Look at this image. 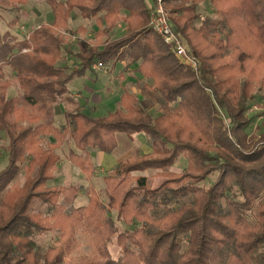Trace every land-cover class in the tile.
<instances>
[{
	"label": "trees",
	"instance_id": "16d2710c",
	"mask_svg": "<svg viewBox=\"0 0 264 264\" xmlns=\"http://www.w3.org/2000/svg\"><path fill=\"white\" fill-rule=\"evenodd\" d=\"M45 1L54 15L51 26L16 43L0 33V79L11 68L23 104L37 111L13 118V105L0 101V133L10 140L8 166L0 173V264H68L80 228L96 237L99 256L77 264H264V123L260 136L247 134L249 104L264 90V0H166L174 30L200 62L198 72L153 31L144 0ZM206 3L217 18L197 26ZM74 9L85 20L96 19L99 39L121 21L128 30L76 54L79 65L68 72L58 66L64 49L58 32ZM122 11L129 16L123 18ZM122 63L125 71L138 65L135 71L145 80L138 85L140 96L126 91L121 108L106 117L68 112L65 126H55L54 105L76 78L98 65L114 69ZM118 134L131 140L144 135L152 152L124 160L104 178L108 206L91 188L89 204L75 208L82 187L48 186L60 161L55 151L68 139L86 155L111 154ZM42 136L55 139L46 150ZM182 157L186 169L173 172ZM69 161L92 177L88 157L71 150ZM23 164V187L4 194ZM149 170L164 178L160 187L134 175ZM214 174L216 181L206 188ZM36 201L48 206L46 217L30 213ZM171 204L178 207L171 210ZM111 211L119 222L140 226L118 230ZM55 231L58 245L41 254L35 236ZM115 237L118 258L109 248Z\"/></svg>",
	"mask_w": 264,
	"mask_h": 264
},
{
	"label": "rangeland",
	"instance_id": "374dc122",
	"mask_svg": "<svg viewBox=\"0 0 264 264\" xmlns=\"http://www.w3.org/2000/svg\"><path fill=\"white\" fill-rule=\"evenodd\" d=\"M67 0H61L66 3ZM148 6L150 15V26H151V14L149 6L154 1L144 0ZM165 2V8L172 21V15L168 6ZM199 19L197 20V26L205 19H215L217 14L214 8L206 3L202 4L198 10ZM104 13L100 15L103 18ZM123 18H127L129 14L125 11L121 12ZM54 22V15L51 6L45 0H27L26 4L17 2H0V33L2 36L9 35L16 42H23L28 40L29 35L35 29L41 27L51 26ZM108 30L107 26L104 27ZM152 28V26H151ZM101 30L96 19L85 20L81 17L80 12L74 9L71 12L68 25L65 28H61L58 35L64 42L63 55L61 60L58 62L59 67H66L68 72L77 68L79 60L76 54L84 53L95 45H102L105 41H116L125 36L128 26L125 21L119 22L115 28L108 31L107 35L102 39L98 38V32ZM187 44V43H186ZM121 67L114 73V69L111 67H103L98 65L94 67V72H88L84 77L89 78V81L85 79L76 78L69 86L70 93L63 99L59 100L54 105V119L55 126L59 129L63 128L66 124L65 114L75 111H83L92 115L95 111L94 118H103L108 111H114L119 105V98L123 92L135 93L138 96L141 95L140 89L137 88L136 81H130L126 83L125 71ZM83 78V77H82ZM9 84V87L5 89V85ZM93 86V87H92ZM136 86V87H135ZM92 87V88H91ZM91 89L87 91V89ZM4 97L5 101L10 102L13 105V118H18L22 113L35 114L37 111L26 107L22 101V90L16 80V74L9 67L4 68V77L0 79V101ZM104 109V110H103ZM157 112V111H156ZM247 117L251 119V124L247 129V134L260 136L261 126L264 123V90L257 93L256 99L249 104V112ZM26 126L27 123H24ZM41 147L48 149L50 143H54L55 139L53 136H42L40 138ZM9 144L10 140L6 133H0V173L3 172L9 162ZM133 149L130 151L131 157L141 156L150 154L152 148L149 146L146 137L139 136L133 139ZM74 150L83 157H86L85 153L79 152L70 139L57 149L55 153L60 157L59 163L53 171V180L48 183V186H77L82 187L83 192L79 194L76 199L74 206L75 208L86 207L89 204V197L87 191L94 189L98 194L100 200L108 206L111 202L107 195L104 178L112 173L114 170H103L99 167H94L91 163L92 177H88L82 169L69 161V153ZM126 156V155H125ZM129 157V158H131ZM128 158V159H129ZM126 160V159H125ZM123 162V161H122ZM26 164L21 165L20 171L17 176L12 179L5 189L6 194L9 190L15 191L23 187L26 181V173L24 167ZM187 167V161L185 158H181L178 163L171 169L173 172L181 174ZM135 176H145L149 179L152 188H158L164 182V178L159 175L158 171L149 170L143 173H135ZM218 174L210 176L203 185L208 188L213 185L216 181ZM161 198L163 195L160 196ZM183 203H188L189 199H184ZM224 207L226 204L224 203ZM259 203L255 205V210L258 208ZM178 205L171 204L168 208L175 209ZM165 209L160 210V217L163 216ZM48 206L41 204L40 202H34L30 213L41 214L43 217L48 215ZM109 216L115 221L116 227L120 231H133L139 224L133 226L125 225L117 220V212L111 211ZM59 233L48 232L38 234L35 236V241L38 247V251L44 254L48 248L56 247L59 243ZM110 251L114 258H118L119 247L117 246L116 237L112 239L109 244ZM99 256V248L97 239L92 234L86 232L80 228L75 234V244L72 251L69 253L67 258L68 264H77L82 259H91Z\"/></svg>",
	"mask_w": 264,
	"mask_h": 264
},
{
	"label": "built area",
	"instance_id": "2783aa9c",
	"mask_svg": "<svg viewBox=\"0 0 264 264\" xmlns=\"http://www.w3.org/2000/svg\"><path fill=\"white\" fill-rule=\"evenodd\" d=\"M153 1L149 6L153 31L183 65L198 72L200 62L190 51L184 38L174 30L164 0Z\"/></svg>",
	"mask_w": 264,
	"mask_h": 264
},
{
	"label": "crops",
	"instance_id": "0c3cea01",
	"mask_svg": "<svg viewBox=\"0 0 264 264\" xmlns=\"http://www.w3.org/2000/svg\"><path fill=\"white\" fill-rule=\"evenodd\" d=\"M121 67L124 69L123 71H125L126 65L124 63H122V64H119L116 68H114V73L118 69H120ZM137 67H138V65H133L132 67H130L128 70L125 71L126 72L125 73L126 79H124V80H125L126 83H130V81H134L135 80L136 81L135 83L137 85L138 83H141V82L145 81L144 78L139 73H137L135 71L137 69ZM96 68H97V66H96ZM81 79H83V80L85 79L86 81L90 80L89 78H86V77H83ZM138 85H137V87L135 86L136 89L139 87ZM86 89H87V91L91 90V89H88V88H86ZM69 90H70V88H69ZM123 94H124V92L120 95L119 105H118L117 109H115L114 111L113 110L112 111H108L104 117L108 116L110 113H113L116 110L121 108L120 99H121V96ZM133 94H135V93H133ZM97 110H99V108L96 107V109L93 111L92 115H90L88 113H86V114H88V115L93 117L94 114H95V111H97ZM139 136H143V135L135 136L134 139L136 137H139ZM116 139H117V148L111 154H105V153H102V152H91L89 155H86V157L89 158L90 163H92L94 165V167H99L100 166V168H102L103 170L106 169V170L112 171L122 161H124L125 159H128L129 157H131L130 151L134 147L133 146V140H131L125 134H118Z\"/></svg>",
	"mask_w": 264,
	"mask_h": 264
}]
</instances>
